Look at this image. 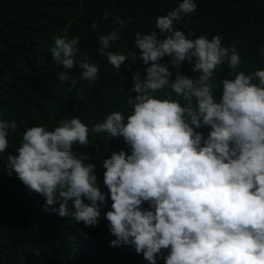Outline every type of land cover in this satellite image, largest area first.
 I'll return each mask as SVG.
<instances>
[{"label": "clouds", "instance_id": "9594fccd", "mask_svg": "<svg viewBox=\"0 0 264 264\" xmlns=\"http://www.w3.org/2000/svg\"><path fill=\"white\" fill-rule=\"evenodd\" d=\"M196 10L194 0H183L156 18L158 32L135 34L140 55H129L145 67L143 76L133 74L127 101L132 111L113 112L91 128L109 141L123 138L128 148L103 160L107 193L101 191L97 165L85 163L91 155L73 150L77 143L89 144V127L78 117L60 121L51 131L28 128L16 154L8 155L5 171L44 198L45 212L85 227L98 226L101 206L110 197L111 210L103 217L115 237L110 246L134 248L148 264L158 259L164 264H264V70L223 79L217 100L215 70L227 61L236 72L241 56L235 45L223 46L220 35L193 40L188 36L194 33L176 29L175 22L183 16L190 20ZM110 15L105 12L104 19ZM114 23L120 27L99 36L98 53L120 71L128 57L109 48L126 22L115 17ZM79 41L80 36L55 40L51 55L64 69L76 66ZM165 57L172 62L161 63ZM185 61L198 76L181 74ZM79 67L81 77L96 85L98 65ZM59 79L66 81L67 73ZM165 89L170 92L164 99L155 95ZM16 128L14 119L0 121V153L9 147V130ZM204 128L207 135L200 131Z\"/></svg>", "mask_w": 264, "mask_h": 264}, {"label": "trees", "instance_id": "16d2710c", "mask_svg": "<svg viewBox=\"0 0 264 264\" xmlns=\"http://www.w3.org/2000/svg\"><path fill=\"white\" fill-rule=\"evenodd\" d=\"M183 0H0V121L17 122L9 130V147L0 153V264H148L134 248L111 247L115 239L108 230L104 213L111 210V200L101 206L98 226L85 227L73 218H61L45 212L42 196L30 192L13 173L5 171L8 155L16 154L28 128L44 126L54 130L64 119L78 117L89 127V144L73 146L77 154L91 155L97 165L101 191L103 160L122 148L128 151L123 138L109 141L105 133L96 134L91 128L113 112L131 113L127 104L133 86V74L143 76L142 61H132L140 55L135 48V34L157 31L156 18L167 15ZM197 10L175 22L177 30L189 39L205 35L209 40L222 37L225 47L236 46L241 64L236 72L227 61L218 66L212 77L217 100L223 79H234L239 71L246 74L264 70V0H194ZM105 12L111 15L104 19ZM115 17L125 20L126 26L113 41L109 50L123 54L128 61L117 71L106 56L98 53L99 36L108 35L120 26ZM131 17V24H127ZM98 27L93 30L92 25ZM80 36L76 66L71 70L56 62L51 51L57 38L71 40ZM96 63L99 74L96 85L81 77L80 63ZM165 57L161 63H171ZM187 61L180 69L182 75L196 77ZM173 71L175 75V70ZM68 79L61 81V74ZM173 75V78H174ZM123 89V91L121 90ZM170 89L155 95L164 99ZM134 95V94H133ZM174 99H180L172 93ZM183 106L184 101L180 99ZM205 135L209 129L204 128ZM87 203V201H85ZM58 207V205H56ZM144 207H147L145 203ZM69 210L72 211L71 205ZM164 255L168 250H162ZM157 264H164L158 259Z\"/></svg>", "mask_w": 264, "mask_h": 264}]
</instances>
